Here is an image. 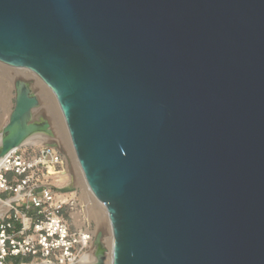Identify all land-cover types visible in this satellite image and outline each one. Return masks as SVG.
Instances as JSON below:
<instances>
[{
  "label": "water",
  "instance_id": "1",
  "mask_svg": "<svg viewBox=\"0 0 264 264\" xmlns=\"http://www.w3.org/2000/svg\"><path fill=\"white\" fill-rule=\"evenodd\" d=\"M0 64L39 79L0 158L53 136L48 88L111 264H264V0H0Z\"/></svg>",
  "mask_w": 264,
  "mask_h": 264
},
{
  "label": "built area",
  "instance_id": "2",
  "mask_svg": "<svg viewBox=\"0 0 264 264\" xmlns=\"http://www.w3.org/2000/svg\"><path fill=\"white\" fill-rule=\"evenodd\" d=\"M65 170V161L53 146H26L4 156L0 204L10 201V206H0V264H12L11 259L74 264L89 251V240L84 243L81 235L86 228L73 221V204L60 199L71 192L61 191L64 184L48 182Z\"/></svg>",
  "mask_w": 264,
  "mask_h": 264
},
{
  "label": "rangeland",
  "instance_id": "3",
  "mask_svg": "<svg viewBox=\"0 0 264 264\" xmlns=\"http://www.w3.org/2000/svg\"><path fill=\"white\" fill-rule=\"evenodd\" d=\"M9 67L8 66L6 67V65L0 64V70L2 69L1 71H5V72L8 71V72H6L7 73L6 77H2L0 75V97L2 98V96H4V100L2 102L0 101V132H1L2 128L6 125V123L8 121L9 114L13 108V104H14V87H13V84H14L15 78L20 77L21 79H25V80H31L32 79V78H23L21 76L13 77L14 76L13 72H11L12 74H10V71L15 72V71H18L19 69L15 70V68H14V70H13V67H11V68H9ZM46 89H48V88H38L33 93L39 99V103H40L39 107L40 108H38V111L43 109L44 104L47 106H50L51 114L50 113L49 114L42 113L47 118V120L49 121L51 128L53 130V136L50 138H48V137L47 138L49 139L50 144H53V143L58 144L59 143L58 144L59 148H56V149L60 153L61 157L64 159L65 164H66L65 174L61 175V176L58 175L59 176L58 179L55 178L53 181L49 180L48 182L52 185H55V186L58 184H64L66 187L70 186L73 189L72 192H75V193L71 196L66 197V199L69 200L68 203L70 202L71 204H74L73 210L71 212L77 214V216H79L80 220H85V219L90 220L89 225L87 223H85L84 228H88L91 231H96V235L99 232L102 234L101 242H102V247L104 250V257H105L104 263L106 264L108 254H109V252H108L109 248H107V245L105 244V239L108 238V236L110 234V226H109L110 221L108 222V218L106 217V215L103 214V212L100 210L99 207H98L99 209L94 207L92 209L93 210L92 213L96 214L95 216H98V217L102 216L103 220L98 221V220H96L97 218L95 219L94 217L90 216L91 215L90 214L91 208L89 206L91 205V202L89 201V199L83 197L82 188L76 185L75 179L78 175V170L76 169L74 160H72V157L69 156V147H71L72 150H73V147L71 145L69 135H68V132L66 130L63 118H62L57 106L52 101L43 98L39 94L40 91H43ZM1 92H3V93H1ZM46 103H48V104H46ZM21 147H26V146H21ZM73 154L75 156L74 151H73ZM75 162H76L77 167H78L79 165H78L76 156H75ZM66 174H69V175H68V177L65 178ZM69 209H70V207H68L66 209L67 212L70 211ZM66 219L68 221H70L69 218L66 217ZM79 219H77V221ZM70 228L72 231L75 230V227L72 224H71ZM94 238H93V243H94ZM92 247H93L92 258H94V263H95L96 262L95 247L94 246H92ZM30 261L31 260L28 259V262H25V263L21 262L20 264L41 263V262H35V261L30 262Z\"/></svg>",
  "mask_w": 264,
  "mask_h": 264
},
{
  "label": "bare ground",
  "instance_id": "4",
  "mask_svg": "<svg viewBox=\"0 0 264 264\" xmlns=\"http://www.w3.org/2000/svg\"><path fill=\"white\" fill-rule=\"evenodd\" d=\"M3 67V66H2ZM7 67V66H6ZM9 67V66H8ZM9 68H11V67H9ZM2 70V69H1ZM0 70V75L2 76V77H6L7 75V73L6 72H8V71H1ZM10 70V69H9ZM13 70H14V68H13ZM15 70H17V68H15ZM11 72H13V77H17V76H21V77H23V78H32V79H35V80H39L35 75H31V76H29V75H27V74H25V73H23V72H21V71H10V74H12ZM1 93H3V92H1ZM2 96V95H1ZM1 98V97H0ZM2 99V100H1ZM0 99V101L2 102L3 100H4V96H2V98ZM46 104H48V103H46ZM42 106V105H41ZM40 108V107H39ZM42 109V108H41ZM51 110H50V106H47V105H45L44 104V106H43V109L42 110H39L38 112L39 113H47V114H51V112H50ZM49 138V137H48ZM46 136H44V135H40V134H37V135H34V136H32V137H30V138H28L27 140H25V142H23L22 143V145H20L19 147H18V149H20V148H24V147H21V146H32V147H44V146H48V144H50L49 143V139H48ZM58 143V142H57ZM59 144V143H58ZM58 144H51L50 146H53V147H55V148H59V145ZM14 150V149H13ZM9 153V152H8ZM7 153V154H8ZM6 154V155H7ZM5 156V155H4ZM4 156L3 157H1L0 158V165H1V163H2V160H3V158H4ZM69 156H71L72 157V160H74V163H75V166H76V169L78 170V175H77V177H76V179H75V181H76V185L77 186H79V187H81L82 188V191H83V197L84 198H87V199H89V201L91 202V205L89 206L90 208H91V211H90V216L91 217H94L96 220H98V221H102L103 220V218H102V216H100V217H98V216H95L96 214H94V213H92V209L94 208V207H96V208H100V210L103 212V214L104 215H106V217L108 218V222H109V216H108V213H107V210H106V208L93 196V194L91 193V191L89 190V188H88V185H87V183L85 182V179H84V177H83V174H82V172H81V170H80V167L78 168L77 167V164H76V162H75V156H74V154H73V150H72V148L71 147H69ZM79 165V164H78ZM64 172H66V170L64 171ZM64 175V174H63ZM68 175L69 174H66L65 175V178L66 177H68ZM75 192H71V193H67V194H65L64 196H61L60 197V199L62 200V202H68L69 200H67L66 199V197H68V196H71V195H73ZM0 206L2 207V206H6L7 207V209L9 208V206H10V201H7V202H5L4 204H0ZM73 206H74V204H73ZM98 208V209H99ZM97 213V212H96ZM2 215V213L0 214V216ZM72 218H73V221H74V223L75 224H77V226L79 227V228H84L85 226V223H87L88 225H89V222H90V220L89 219H85V220H80L79 219V216H77V214H75V213H73L72 214ZM86 218V217H85ZM77 219H79L78 221H77ZM107 221V220H106ZM109 224V223H108ZM103 225V224H102ZM110 226V225H109ZM81 235H83L82 236V238L85 240L84 241V243H86L87 242V239L89 240V243H87V245L88 244H90V249H89V251L88 252H84L82 255H81V257L79 258V260L76 262V263H74V264H93L94 263V258H92V250H93V247L92 246H94V243H93V238L96 236V231H91V230H89L88 228H86V232L85 233H82ZM112 243H113V237H112V230H111V227H110V234H109V236H108V238H106L105 239V244L107 245V248H109V250H108V252H109V254H108V258H107V263L106 264H111L112 263ZM92 248V249H91ZM90 253V254H89ZM31 264H52V263H48V262H46V261H42L41 263H31Z\"/></svg>",
  "mask_w": 264,
  "mask_h": 264
},
{
  "label": "trees",
  "instance_id": "5",
  "mask_svg": "<svg viewBox=\"0 0 264 264\" xmlns=\"http://www.w3.org/2000/svg\"><path fill=\"white\" fill-rule=\"evenodd\" d=\"M12 264H20L21 262H28L27 259H11Z\"/></svg>",
  "mask_w": 264,
  "mask_h": 264
}]
</instances>
